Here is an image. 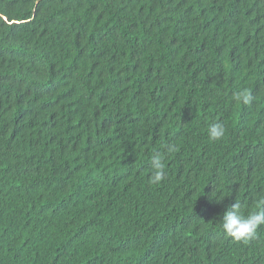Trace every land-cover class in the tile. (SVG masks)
Masks as SVG:
<instances>
[{"label": "trees", "instance_id": "16d2710c", "mask_svg": "<svg viewBox=\"0 0 264 264\" xmlns=\"http://www.w3.org/2000/svg\"><path fill=\"white\" fill-rule=\"evenodd\" d=\"M261 199L264 0H0V264H264Z\"/></svg>", "mask_w": 264, "mask_h": 264}, {"label": "clouds", "instance_id": "9594fccd", "mask_svg": "<svg viewBox=\"0 0 264 264\" xmlns=\"http://www.w3.org/2000/svg\"><path fill=\"white\" fill-rule=\"evenodd\" d=\"M235 99L248 105L253 101L250 92H242L235 95ZM225 127L221 122H215L208 128L210 140L218 141L225 134ZM172 149L169 148V151ZM152 175L150 183L159 184L166 178V170L163 157L157 153L151 157ZM264 225V199H261L257 210L247 215L243 214L239 203H234L228 208L222 217V228L224 232L237 241H250L257 235L258 228Z\"/></svg>", "mask_w": 264, "mask_h": 264}]
</instances>
